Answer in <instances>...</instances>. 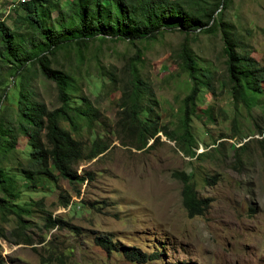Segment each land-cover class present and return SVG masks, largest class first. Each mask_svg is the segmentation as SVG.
Returning a JSON list of instances; mask_svg holds the SVG:
<instances>
[{"label":"rangeland","instance_id":"374dc122","mask_svg":"<svg viewBox=\"0 0 264 264\" xmlns=\"http://www.w3.org/2000/svg\"><path fill=\"white\" fill-rule=\"evenodd\" d=\"M21 1L0 0V20L11 29L22 30L16 22ZM51 1L60 9L69 0ZM57 14L50 12L51 17ZM223 19L234 27L238 51L264 67V0H227ZM183 40V34L166 31L134 44L96 41L77 68L71 60L74 74L83 76L80 92L102 120L90 127L82 122L79 139L85 149L93 140L107 148L76 166V173L85 177L82 182L69 183L52 166V177L37 175L33 183L18 179L16 201L28 212H21L20 227L13 214L0 216L6 235L0 239L2 264H264V79L255 105L246 109L236 103L217 33L186 38L197 65L212 75L211 89L200 88L190 116L197 156L184 154L159 133L148 141L150 146L136 149L116 124L119 94L109 91L108 73L122 84L134 65L152 88L159 122L169 129L178 126L189 83L184 61L174 63L172 53ZM9 80L5 76L4 83ZM10 85L5 91L12 94ZM32 87L47 108L58 105L52 81L38 76ZM2 104L6 113L12 111L10 98ZM25 142L19 134L17 158L27 149ZM179 171L191 178L199 196L209 199L202 215H186ZM48 219L64 224L51 226ZM98 233H108L123 248L158 252L159 258L136 263L121 250L106 252L92 240Z\"/></svg>","mask_w":264,"mask_h":264},{"label":"trees","instance_id":"16d2710c","mask_svg":"<svg viewBox=\"0 0 264 264\" xmlns=\"http://www.w3.org/2000/svg\"><path fill=\"white\" fill-rule=\"evenodd\" d=\"M226 2L69 0L66 7L60 9L51 0L19 2L16 22L22 30L11 29L0 20V102L10 98L13 104L8 113L3 104L0 106V216L5 219V214H13L17 227L22 226L21 212L27 213L28 209L16 201L18 179L33 183L37 175L52 177V166L69 183L82 182L85 177L76 173V166L81 161L101 156L106 150L107 144L99 140H93L85 149L79 139L82 122L90 127L93 121L102 120L99 110L80 92L83 76L74 74L71 68V60L77 61L74 63L77 68L96 41L134 44L155 39L166 31L184 35V40L172 53L174 63L179 59L184 61L189 83L175 129L159 122L152 88L134 65L127 70V79L122 84H118L113 73H108L109 91L119 94L116 124L136 149L150 146L148 141H155L159 133L175 141L178 149L189 157L195 154L197 145L190 132V116L195 112V99L200 88L211 89L212 75L197 65L186 40L188 35L202 32L219 35L233 100L246 109L255 105L263 91L260 84L264 79V67L258 66L246 52L238 51L241 44L234 27L223 19ZM54 9L58 14L51 17L50 12ZM5 76L10 77L7 84L4 83ZM38 76L54 83L56 107L49 109L36 98L32 82ZM8 84L14 90L12 94L5 91ZM261 119L264 121V114ZM19 134L25 136L27 149L17 158ZM241 148L242 145L237 147L238 150ZM176 178L181 182V205L186 215H202L209 199L197 194L191 178L184 172H177ZM66 203L67 199L63 201ZM48 221L51 226L64 224L59 219ZM5 237V230L0 226V239ZM92 240L106 252L121 250L126 258L136 263L159 258L155 251L146 254L133 247L117 246L108 233H98Z\"/></svg>","mask_w":264,"mask_h":264},{"label":"water","instance_id":"95a60500","mask_svg":"<svg viewBox=\"0 0 264 264\" xmlns=\"http://www.w3.org/2000/svg\"><path fill=\"white\" fill-rule=\"evenodd\" d=\"M234 264H237V263H234Z\"/></svg>","mask_w":264,"mask_h":264}]
</instances>
